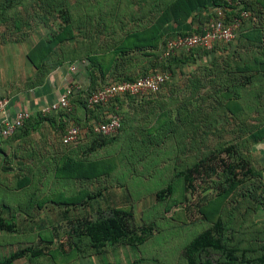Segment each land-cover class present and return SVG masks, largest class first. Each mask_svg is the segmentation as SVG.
<instances>
[{"label": "rangeland", "instance_id": "374dc122", "mask_svg": "<svg viewBox=\"0 0 264 264\" xmlns=\"http://www.w3.org/2000/svg\"><path fill=\"white\" fill-rule=\"evenodd\" d=\"M157 2L0 0V81L12 84L25 73L35 81L68 59L76 63L95 49L92 37L106 34L115 24L123 32L126 16ZM203 19L200 24L209 17ZM237 33L227 44L190 51L183 62L214 65L209 70L187 69L181 77L189 70L192 76L205 71L221 77L222 64L235 62L236 55L227 58L215 52L235 42ZM174 64L170 78L155 93L160 101L135 107L133 113L111 106L108 114L117 112L122 120L112 135L89 131L86 142L78 137L51 151L38 148L40 155L31 160L0 162V218L10 227L0 229V264H201L203 256L187 245L205 231L232 251L230 257L210 251L213 264H264V226L237 228V209L264 203V188L249 172L248 161L242 160L239 145L244 142L237 148L230 143L217 148L219 143L211 140L214 147L206 157L199 148L191 150L197 160L192 165L189 134H174L170 125L179 105H188L183 96L188 82L181 81L174 90ZM231 70L235 77L237 67ZM179 87L185 93H179ZM221 132L217 136L235 135ZM180 135L183 147L178 148ZM219 158L224 162L220 164ZM198 172L201 175L194 180L192 175ZM227 203L232 205L228 213ZM117 212L131 230L128 235L98 244L79 235L82 224L106 220Z\"/></svg>", "mask_w": 264, "mask_h": 264}, {"label": "crops", "instance_id": "0c3cea01", "mask_svg": "<svg viewBox=\"0 0 264 264\" xmlns=\"http://www.w3.org/2000/svg\"><path fill=\"white\" fill-rule=\"evenodd\" d=\"M243 2L249 18L239 27L236 41L222 45L220 51L215 52L227 58L236 55L235 62L222 64L221 77L212 76L205 71L202 76H192L189 74L190 70L187 77H181L187 69L209 70L214 64L209 61L183 62V58L191 53L174 55L177 60L173 66L174 90H177L181 81L188 82L187 95L183 94L184 102L188 105L184 108L179 105L170 125L174 134L182 132L189 134V158H192V165L196 164L197 160L191 150L199 148L206 157L214 147L211 140L219 143L215 146L217 148L226 147L229 143L237 148L238 143L244 142L243 145H239L242 160L248 161L249 172L254 174V179L263 189L264 0ZM213 8L212 0H160V4L157 2L153 7L150 5L147 10L143 8L139 13L133 10L132 14L126 16L127 22L123 32H119L120 27L114 28L115 24L110 26L106 34L92 37L91 43L95 49L81 55L76 63L68 59L57 69L46 75L41 74L35 81H31L30 74L28 79L27 73L22 74L19 80L15 79L12 84L0 81V98L5 97L9 101L5 110L6 116L11 118L21 110L30 113V119L21 130L10 138L0 140V162L14 164L21 158L34 159L40 155L38 148L53 150L60 143L59 134L62 128L65 130L67 126L73 124L80 125L79 137L85 138L81 140L82 143L86 142L88 139L85 134L90 131L91 125L105 120L111 106L132 110L133 113L135 107L144 108L149 106L150 101L152 103L160 101V94H153L147 96L149 98L144 97L136 101L116 99L110 103V109L107 105L87 108L84 97L86 92L106 82L159 71L160 61L157 56L164 40L176 34L192 32L204 25L205 22L200 24L201 21L207 16L210 18ZM211 56H214V52ZM243 56L246 58L239 61ZM46 63L47 59L44 60V64ZM233 64L237 67L235 77L230 76L231 68L234 69ZM71 67L74 69L70 70ZM29 82L32 84L28 85ZM71 85L79 86L83 92H74L68 110H60L47 116L39 114L42 106L55 101L63 89ZM184 91V87H179V93H185ZM230 118L234 120L232 123L236 126L235 129L229 126L232 124L229 122ZM164 125H169L167 120ZM217 131H224L227 134L231 132L235 135L223 138L221 135L217 136ZM239 133L243 134L242 137L237 135ZM180 140L181 135L176 141L178 148L183 147ZM219 161L221 164L224 159L219 158ZM204 165L202 169L206 170L207 165ZM200 175V172L195 173L192 178L197 180ZM251 204L248 210L239 208L235 211L238 214L236 220L240 225L237 228L248 227L251 224L257 229L263 228L264 203ZM231 206L227 203L224 206L225 212H231ZM247 213L249 215H246Z\"/></svg>", "mask_w": 264, "mask_h": 264}, {"label": "built area", "instance_id": "2783aa9c", "mask_svg": "<svg viewBox=\"0 0 264 264\" xmlns=\"http://www.w3.org/2000/svg\"><path fill=\"white\" fill-rule=\"evenodd\" d=\"M218 1L219 6L213 8L210 18L204 25H201L195 31L186 34H176L166 38L157 59L165 62L179 53H189L199 48L211 49L218 43L227 44L231 42L242 21L249 17V13L248 10L242 8L239 2L233 3L232 0ZM73 69V67L70 68V70ZM169 78L170 70L165 68L135 78L109 81L102 86L86 92L84 97L85 106L87 108H100L112 103L116 99L132 98L134 100H141L144 97L157 93ZM77 91H81L77 85L65 87L55 101L39 109V114L47 116L60 110H68L70 99L74 92ZM8 102L7 98H0V140L14 136L30 119V113L27 110L18 111L11 118L7 117L5 110ZM121 123V117L117 112H114L108 114L102 122L91 125L90 132L97 135L109 136L120 128ZM78 137L79 127L69 125L61 134L60 143L70 145L75 143Z\"/></svg>", "mask_w": 264, "mask_h": 264}, {"label": "trees", "instance_id": "16d2710c", "mask_svg": "<svg viewBox=\"0 0 264 264\" xmlns=\"http://www.w3.org/2000/svg\"><path fill=\"white\" fill-rule=\"evenodd\" d=\"M232 2L233 3L239 2L242 8L247 10V7L243 2V0L242 1L232 0ZM216 6H219V1L212 0V7H216ZM242 24L243 21L241 25ZM186 33H180V34H186ZM172 62L175 63L177 62L175 57H173L167 63L160 61V70L168 68L171 71L170 66L172 65ZM77 92L82 93L83 90ZM9 228H10L9 225L5 224L4 221L0 218V229H9ZM129 233H131V230L128 228V224L124 219L123 214H120L118 212L114 213L110 218L106 220L84 223L82 224L81 230L79 231V235L86 237L90 242L94 244H98L107 239H117L120 237H124ZM187 249H190L203 256L201 260V264H213L211 258H208L210 251L219 252L226 257H230L232 253V251L230 250H225L223 242L219 237L212 236L208 231L200 233L196 235L194 238H192L189 244L187 245Z\"/></svg>", "mask_w": 264, "mask_h": 264}]
</instances>
